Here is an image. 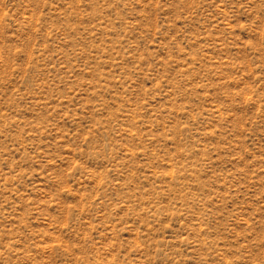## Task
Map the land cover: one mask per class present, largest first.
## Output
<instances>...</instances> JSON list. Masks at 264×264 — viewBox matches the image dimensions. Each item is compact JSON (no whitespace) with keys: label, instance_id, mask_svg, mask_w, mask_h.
<instances>
[{"label":"rangeland","instance_id":"1","mask_svg":"<svg viewBox=\"0 0 264 264\" xmlns=\"http://www.w3.org/2000/svg\"><path fill=\"white\" fill-rule=\"evenodd\" d=\"M0 264H264V0H0Z\"/></svg>","mask_w":264,"mask_h":264}]
</instances>
